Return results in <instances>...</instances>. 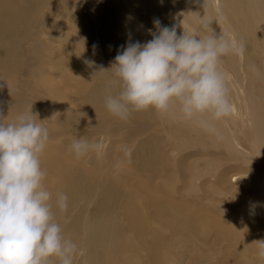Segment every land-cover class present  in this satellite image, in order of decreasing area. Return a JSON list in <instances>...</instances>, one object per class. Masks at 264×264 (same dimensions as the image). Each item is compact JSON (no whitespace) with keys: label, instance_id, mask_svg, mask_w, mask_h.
<instances>
[{"label":"bare ground","instance_id":"bare-ground-1","mask_svg":"<svg viewBox=\"0 0 264 264\" xmlns=\"http://www.w3.org/2000/svg\"><path fill=\"white\" fill-rule=\"evenodd\" d=\"M154 18L162 25H177L178 35L184 29L203 36L206 23L209 32L243 43L242 54L230 53L220 61L232 111L212 121V130L178 118L175 111L160 113L152 108L130 111L127 119L118 122L104 103L109 92L119 91L107 71L95 77L100 80L90 95L95 106L85 98L83 112L56 110L60 107L52 105L61 136L58 140L56 134L49 136L52 144L47 143L40 155L41 169L47 171L42 183L53 201L59 192L68 196L67 208L60 211L54 204L53 213L62 236L77 245L73 264H174L170 257L176 249L185 240L194 243L186 232L202 235L205 243L215 229L225 236L224 254L232 248L229 239L237 245L236 257L230 260L264 264L253 243L264 237L247 229L264 222V0H0V102L17 97L9 87V78L15 81L14 72L18 77L35 78L42 97L58 102L64 96L60 82L52 78L59 74L56 64L69 67L67 82L87 83L92 77L84 70L86 60L95 62L93 70L108 68L129 35L134 41L151 39L147 30L155 31ZM54 38L60 43L54 44ZM30 84L31 79L24 78L17 86L26 89ZM17 86L13 83L20 93ZM33 97L34 101L22 97L2 111L13 112L11 123L19 114L33 110L48 129L46 117L39 115L43 99L38 100L40 94ZM100 107L107 110L106 118L100 117ZM124 127L129 129L127 138L121 140L124 146L105 150L126 135ZM81 136L102 147L85 157L70 158L68 142ZM164 142H170L172 151L164 150ZM179 155L187 160L183 169L191 181L189 189L186 181L174 187L172 174L179 170L174 161ZM222 156L251 166L235 176L222 177L217 172ZM168 163L175 167L169 168L170 176L165 175ZM202 176L212 183L209 191H227L226 200L236 198L239 205L222 210L209 200L197 206L189 193L200 190L194 184ZM234 177L242 193L236 190L239 185L229 189ZM252 204H256V218L251 216ZM202 207L215 209L212 224ZM240 223H245L243 230ZM215 257L212 249L210 255L195 256L190 263L211 264ZM53 264L58 261L53 259Z\"/></svg>","mask_w":264,"mask_h":264},{"label":"clouds","instance_id":"clouds-1","mask_svg":"<svg viewBox=\"0 0 264 264\" xmlns=\"http://www.w3.org/2000/svg\"><path fill=\"white\" fill-rule=\"evenodd\" d=\"M153 25L155 31L147 30L150 40L134 41L129 35L110 66L92 72L91 77L110 72L119 86L117 93L105 96L106 109L122 120L130 111H175L178 118L212 130V121L232 111L221 58L242 54L243 43L209 32L206 23L203 36L184 29L178 35L177 25H162L158 18ZM85 63L92 67L95 62ZM43 121L32 111L19 114L11 123L0 121V264H53V259L73 264L78 254L77 245L62 236L53 213L54 204L60 211L67 208L68 196L59 192L53 201L42 183L46 172L40 155L49 139ZM101 147L77 137L69 150L79 158ZM255 207L250 205V211L254 213ZM253 243L258 259L264 260V239Z\"/></svg>","mask_w":264,"mask_h":264},{"label":"rangeland","instance_id":"rangeland-1","mask_svg":"<svg viewBox=\"0 0 264 264\" xmlns=\"http://www.w3.org/2000/svg\"><path fill=\"white\" fill-rule=\"evenodd\" d=\"M52 42L54 44H58L60 43V41H56L55 38L52 39ZM56 71H58L59 74H57L56 76H53L52 78L55 81H59L62 88H61V92L62 95L64 97L61 96V100L55 101L52 97H42V93H39L36 90V81L35 78H31L32 76H28L24 77V76H20L18 77V73L14 72V74L12 73V77H14L15 81H12L11 78H9V87L11 90V95L12 94H17V97L15 98H8L5 99L4 101L0 102V121H2L3 123L7 124L10 123V118L12 117L13 112L9 111L8 114L4 113L2 111V109L4 107H11L15 104H17L22 97H29L30 99H32V101H34V97L33 95L35 94H40V98H38V100H42L41 104L43 105L42 107H39V115H42L44 117H46V123H48L50 126L48 128L49 131V136H53L56 134V139L59 138L61 136V134H58V130L60 128V124L58 126V124H56L53 121V107L52 105L56 107H60L56 110H60V109H64V110H69V111H80L83 112L84 111V98L89 100L91 103V106H95L96 104L94 102H92L90 100V95L92 94L93 91V85L96 84L97 82H99L100 80L96 79L95 77L98 76L97 74L95 76H93L91 79H89V81L87 83H82V82H67V71L69 69L68 66L65 65H61V64H56L55 68ZM84 70L89 74V78L90 75L92 74V72L94 71L91 67H89V65H86L84 67ZM23 73V72H22ZM63 77L65 79H63ZM27 79H31V84L26 88H20L17 86V84H22L23 80ZM18 80H22V81H17ZM18 82V83H17ZM13 83L18 87L17 89L20 90V93L17 92V90L13 87ZM17 83V84H16ZM107 84H112L109 81H106ZM74 84V85H72ZM42 98V99H41ZM37 100V97L35 98ZM27 102V101H25ZM27 110V108H25ZM31 110V109H30ZM101 110V115L100 117L102 118H106L108 116V112L105 108L100 107ZM33 111V110H31ZM56 112V111H55ZM36 114V113H35ZM81 115L83 116V113H81ZM118 122L123 121L122 119L118 118L117 119ZM72 122V121H70ZM44 125V124H43ZM125 128V127H124ZM126 131V135L125 136H119V140L115 141L108 145L106 147L105 150H107L109 147L113 146L114 150H118V148L123 147L124 142L125 141H121L123 138H127V134H128V128H125ZM119 130V129H118ZM117 130V132H118ZM84 132H86V129L84 130ZM114 134H117L116 132H114ZM81 135V132H80ZM83 137V136H81ZM121 137V138H120ZM58 140V139H57ZM56 140V141H57ZM51 139L49 141H47V143L52 144ZM71 139L68 142V146L70 145ZM164 148V150L166 151H172V148L170 146V142H164L162 144ZM104 150V151H105ZM103 152V151H102ZM85 157V155H83ZM224 159H220L218 167H217V172L223 177V174L225 177L227 176H235V174H237V172L240 171H244L247 167H250V164H236L235 162H231L229 161V158L222 156ZM70 158H77L72 152L70 155ZM186 159L183 158V156H178V158L174 161L175 162V166H177V168L179 169L175 174H172V177L174 176V187H180L181 185L184 184V182L186 181V185H188V189L190 188V182L188 180V176L185 173V166H186ZM230 162V163H229ZM115 163L117 165H119V161L118 159L115 161ZM163 166V165H162ZM167 167L166 168V176H170L171 175V169H174L175 167H172L169 163L166 164ZM171 166V167H169ZM171 168V169H169ZM47 172V171H45ZM155 175V174H154ZM185 179V180H184ZM151 180V179H150ZM222 182V181H220ZM211 182H209V180H207L206 176H202L200 179H197V181L195 182V186L200 185V190H194L189 193V197L190 199L197 203V206L202 205L204 203H206L209 200H213L216 201V204H220L219 207L222 210H226V209H235L236 206H238L239 204L237 203V199L233 198L231 200H226L227 196H226V192L222 190V192H214L212 189L211 191H209L208 189H210L211 186ZM220 186V188H223V183L218 184ZM236 185H239L236 190H238L240 193H242V187L240 185L239 180H236V178H233V183H228L229 189L234 188ZM183 189H181L180 191H182ZM231 197V194H230ZM219 201V203H218ZM204 208L205 212H207V214L210 216V224H212V222L215 220V218L213 217V212L215 211L214 208H210V207H202ZM252 218H256L257 214L256 213H252L251 214ZM264 220V219H263ZM243 224V226H239L240 229H244L245 228V223H240ZM166 228V230L169 229V227L167 228L166 226H164ZM247 229H251L253 234L256 235H261L264 237V222L262 224H250L247 226ZM215 235H214V234ZM212 233L211 237L209 239L206 240V242L204 243V240H200L202 238V235L198 234V235H193L190 234L189 232H186V238H190L193 239L194 243H190L187 240H185V245L184 242L176 249L178 250L176 253H173V255L170 257V259L174 262V264H191L190 261L193 257L195 256H200L202 254V257H206L207 255H210L211 250L214 249L216 251V257L214 259L211 260V264H217L220 261V264H237L239 258L236 260L235 259H229V258H234L235 256V252L237 249V245L233 242V239H229L231 241L230 244H232V248L229 250V255L228 253H225L227 255H225L223 253V250L225 248V236L221 237L218 234H221L220 231H218L217 229L214 230V232ZM235 244V245H233ZM172 246H175V243L173 242L171 244ZM181 246L183 248H181ZM240 247V246H238ZM240 257V256H239ZM229 261H226V260Z\"/></svg>","mask_w":264,"mask_h":264}]
</instances>
